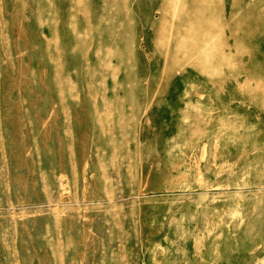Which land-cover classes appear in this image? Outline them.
<instances>
[{"label": "rangeland", "instance_id": "obj_1", "mask_svg": "<svg viewBox=\"0 0 264 264\" xmlns=\"http://www.w3.org/2000/svg\"><path fill=\"white\" fill-rule=\"evenodd\" d=\"M74 1L0 0V264H264V0H169L167 15L166 0ZM94 7L123 26L91 30ZM131 18L125 99V63L97 66L91 37ZM187 107L209 140L188 142L194 168L165 157L140 187L146 169L104 150L142 130L150 154L175 156Z\"/></svg>", "mask_w": 264, "mask_h": 264}, {"label": "bare ground", "instance_id": "obj_2", "mask_svg": "<svg viewBox=\"0 0 264 264\" xmlns=\"http://www.w3.org/2000/svg\"><path fill=\"white\" fill-rule=\"evenodd\" d=\"M124 1H127V0H124ZM49 4H50L49 2H45L43 4L41 3L39 8H46L50 6ZM74 4L75 6L73 7L77 8L79 5L78 0H75ZM168 4H169V0H166L163 4V6L165 7V15L168 14V10H167ZM40 11L43 12L44 10L40 9ZM81 13L83 16H88L92 20H94L93 26H91V30L93 29L94 31H100L104 29H107L110 31L109 27L111 25H112V28L115 26L116 31H117L118 28H121L123 26V23L119 20L120 18H117L115 14L110 12L108 7H105L103 9L94 7L91 9H87L85 11H81ZM60 17L62 18V20H64L66 18V14L64 13V16H60ZM60 17L59 19L53 20L47 24L48 26H50L52 31H54L55 33L57 32L61 24ZM133 21L134 20H132L131 18L130 21L126 23L127 26L126 27L124 26V29L122 30L121 33L117 34L116 32H114V29H113V33L111 35L109 34L106 39L100 38L97 35H94L91 37V44L93 43L94 47L96 48L93 53L95 56H92V57L96 59L97 66L105 67L107 69V72L114 77L118 66L117 64L113 62V59L118 60V62L120 63H125L126 67L123 70L125 80H123L119 84V90L124 95L125 99H131L134 96L131 92V81L129 79H130V75L133 74L135 66L139 64V59L137 58V56H133L130 53L126 54L116 48L121 49L123 44L126 46L129 40L130 41L133 40V36L135 33V28H136L135 23ZM62 23H64V21H62ZM152 26L155 27L156 23L155 22L152 23ZM79 27H80V23L77 20H75V23L70 25L68 27V30L65 31L66 36H69L72 38L73 36H77L76 34L79 30ZM100 53H102V55H100ZM144 69L145 68H143L142 70ZM149 94L150 92L148 93L139 92L137 96V98L139 99L138 101L141 102V100H144L145 98L147 99ZM90 109L92 112V116H95L94 119L97 120V122H99L102 125L101 128L104 129L106 125L105 124L103 125V123L110 121L109 118L106 117L107 116L106 112H104L101 107L96 106V105L95 106L91 105ZM192 111H194V109L191 107L190 108L187 107L183 109L180 113L182 114V117L178 119L176 122L177 124L176 126L178 127L179 132L180 131L182 132V130L185 128H187L188 131L183 136L177 134V135L172 136V139H170L171 142L173 143L178 142L180 144L181 143L184 144L183 147L178 148V151L175 156H172L169 154L173 152V149L170 144L167 145L166 154L164 156L150 154L148 152V148L151 143L147 139H145L148 137V134L146 132H142V130H140L139 133H135L131 137V139L126 138L127 141L123 143L126 145L116 146L113 144H106L104 150L110 153L113 157L120 156L121 158L128 160L129 162L133 160L136 165L137 163H139L140 170L143 167L144 169H146V173H145L146 178H145V181H140L139 183L140 187L147 185L149 180L153 179V175L156 172H160L161 170L160 163L163 159H165V157L183 159L184 163L185 164L187 163L188 168L192 169L195 167V165H193V161L189 159V154H188L189 148L187 147L188 142L198 140L197 142H203V145H204L207 141H209L203 138L205 136L204 134H199L197 131L192 130L190 125H187L185 123L184 118L185 117L189 118L190 117L189 115ZM139 114H140V110L138 112V115ZM124 115H125V106L123 105V107H120L114 112V115L112 117L114 119V126H115L114 133H116L117 135L119 134V136H121L122 139L123 138L125 139L124 136L127 134L128 132L127 130L129 128V122L127 119L123 118ZM96 126L100 127V125H97V124ZM151 163L155 164L154 168H149ZM144 169L141 170L143 171V173L145 171ZM183 173L185 174L186 172H183ZM142 195H146V194L144 193Z\"/></svg>", "mask_w": 264, "mask_h": 264}]
</instances>
